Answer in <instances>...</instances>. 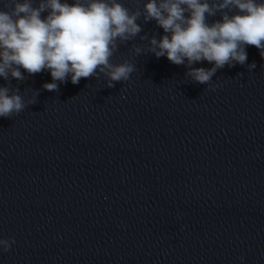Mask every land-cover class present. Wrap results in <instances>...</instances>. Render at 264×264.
<instances>
[{
    "label": "clouds",
    "instance_id": "obj_1",
    "mask_svg": "<svg viewBox=\"0 0 264 264\" xmlns=\"http://www.w3.org/2000/svg\"><path fill=\"white\" fill-rule=\"evenodd\" d=\"M42 13L47 15L42 18ZM218 13L221 19L209 24L207 18ZM141 17L145 23L154 20L164 33L159 39L139 36L148 41L147 53L185 65L186 76L196 83L208 84L225 65H244L246 46L264 58V0H147L135 10L118 0H38L36 6L33 0H6L0 8V77L24 81L21 69L29 75L48 70L53 82L43 88L56 92V81L70 78L75 85L102 75L112 88L136 70L128 61L111 59L141 33ZM133 51L144 52L139 45ZM202 61L213 66L192 67ZM19 93V88L0 87V117L11 118L35 104ZM14 243L11 237L0 239V248L8 251Z\"/></svg>",
    "mask_w": 264,
    "mask_h": 264
}]
</instances>
